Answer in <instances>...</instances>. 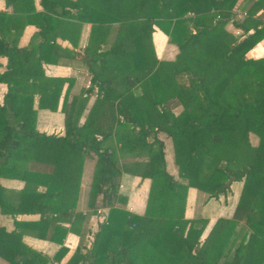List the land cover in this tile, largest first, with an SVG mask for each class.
<instances>
[{
    "label": "trees",
    "instance_id": "obj_1",
    "mask_svg": "<svg viewBox=\"0 0 264 264\" xmlns=\"http://www.w3.org/2000/svg\"><path fill=\"white\" fill-rule=\"evenodd\" d=\"M235 2L140 0L124 15L118 13L116 0L76 2V15L80 19L105 24L140 15L146 18L147 25H160L168 39L176 44L178 52L173 60L155 61V66L142 75L130 78L136 82L141 76L148 77L154 84V97L160 109L155 104L109 103L111 122L102 137L109 135L115 124H120L118 115L135 130L132 142H136L140 135L144 138L150 129L164 131L172 141L179 179H174L165 170L162 142L153 137L146 144L148 160L141 173L150 178L146 209L142 215L149 216L152 228H145L137 223L138 215L113 204V201H123L115 191L114 178L120 170L113 153L99 150V140L90 137L87 145L96 155L91 189L100 191L105 185L102 202L108 205V210L93 234L89 251L76 246L64 264H139V254L147 264H263L264 56L249 57L245 53L258 40H264V25L257 27L259 21L251 17L253 9L264 4V0H252L253 4L245 10L243 19H233L235 25L245 30L253 28L240 39L231 37L223 28H217V23L231 18ZM108 8L113 11L111 16ZM0 52L7 57V68L0 73V81L7 82L18 68L13 56L21 55L24 49L9 47L0 40ZM174 72L185 73L187 83H176ZM12 92L8 87L0 104V163L17 153L19 147L24 149L23 139L39 143L48 137L56 141V145L60 144L58 139L66 140L71 129L67 115L65 135L61 138L46 136L35 131L30 110L22 101L15 102ZM167 96L178 100L181 108L176 113L171 105L161 102ZM38 106L49 105L40 103ZM49 107L54 108V105ZM141 108L142 116L135 112ZM7 110L12 114L13 123L6 116ZM248 131L257 134L255 145L249 143ZM66 141L70 147L85 142L70 136ZM232 180H242V184L231 216L216 218L200 239L205 219L182 216L187 186L213 196L228 190ZM151 198H156V204H152L153 213L149 215ZM59 202L48 205L42 199L37 210L41 214L47 209L56 210ZM69 205L73 206L72 203ZM48 220L40 217L26 224L35 236L44 238ZM240 220L242 224L236 226ZM64 232L54 225L47 238L61 243ZM149 238L158 240L178 259L171 262L147 243ZM66 251L67 247L60 245L51 260H60ZM0 256L7 264H46L49 260L22 242L19 231H5L3 227H0Z\"/></svg>",
    "mask_w": 264,
    "mask_h": 264
},
{
    "label": "crops",
    "instance_id": "obj_2",
    "mask_svg": "<svg viewBox=\"0 0 264 264\" xmlns=\"http://www.w3.org/2000/svg\"><path fill=\"white\" fill-rule=\"evenodd\" d=\"M77 1L0 0V40L9 47L24 49L21 55L13 56L18 68L9 76L8 83L0 81V104L10 87L14 101H22L30 110L35 131L61 138L65 135L67 115L71 129L66 140L70 136L85 141L70 147L66 140L58 139L60 144L56 145L48 137L39 143L23 139L25 150L19 147L17 153L0 163V227L5 231H19L22 242L49 258L46 264H64L76 246L89 251L93 234L107 214L108 205L102 202L105 185L100 191L91 189L96 155L87 145L90 137L99 140V150L113 153L120 170L114 178L115 191L123 201H113V204L138 215L137 223L145 228H152L149 216L142 215L150 178L141 173L148 160L146 144L153 137L162 142L165 170L179 179L172 141L164 131L150 129L144 138L140 135L132 142L135 130L118 115L120 124H115L111 133L102 137L111 122L109 103L155 104L160 109L154 97V84L148 77L141 76L136 82L130 78L142 75L155 66V61L173 60L178 52L176 44L168 39L160 25L149 26L140 15L105 24L80 19L76 15ZM138 1L116 0L118 13L124 15ZM252 4V0H236L231 18L217 23V28L225 29L235 39L251 33L253 28L245 30L235 25L233 19L241 21ZM253 10L251 17L259 21L257 27L264 25V4ZM107 12L110 16L113 14L109 8ZM245 55L264 56V40H258ZM6 62L7 57L0 52V73L6 70ZM173 76L176 83H187L183 81L185 73L174 72ZM12 78L15 81L10 82ZM161 102L171 105L174 113L181 108L174 96H167ZM40 103L54 108L38 106ZM135 112L144 115L142 108ZM6 116L13 123L10 111L7 110ZM247 136L251 145L257 143L256 133L248 131ZM241 184L242 180H232L228 190L213 196L187 186L182 216L205 219L200 239L216 218L231 216ZM42 199L48 205L61 202L56 210L47 209L41 214L37 209ZM154 202L156 198H151L149 215L153 213ZM63 207L67 210L63 211ZM40 217L49 219L44 238L35 236L26 224ZM241 224L240 220L236 226ZM54 225L65 231L61 243L47 238ZM147 243L171 262L178 259L155 238L147 239ZM60 245L66 246L67 251L60 260H51ZM137 257L139 264H147L141 254Z\"/></svg>",
    "mask_w": 264,
    "mask_h": 264
},
{
    "label": "rangeland",
    "instance_id": "obj_3",
    "mask_svg": "<svg viewBox=\"0 0 264 264\" xmlns=\"http://www.w3.org/2000/svg\"><path fill=\"white\" fill-rule=\"evenodd\" d=\"M183 81H187V76H183ZM5 263H6V260L4 258L0 257V264H5ZM263 264H264V262H263Z\"/></svg>",
    "mask_w": 264,
    "mask_h": 264
},
{
    "label": "water",
    "instance_id": "obj_4",
    "mask_svg": "<svg viewBox=\"0 0 264 264\" xmlns=\"http://www.w3.org/2000/svg\"><path fill=\"white\" fill-rule=\"evenodd\" d=\"M108 195H110V190H109V192H108Z\"/></svg>",
    "mask_w": 264,
    "mask_h": 264
}]
</instances>
